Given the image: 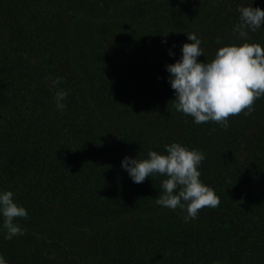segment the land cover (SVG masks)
Masks as SVG:
<instances>
[{
	"label": "trees",
	"instance_id": "obj_1",
	"mask_svg": "<svg viewBox=\"0 0 264 264\" xmlns=\"http://www.w3.org/2000/svg\"><path fill=\"white\" fill-rule=\"evenodd\" d=\"M241 4L264 9V0H0V190L28 213L11 240L0 217L6 264H264V96L227 129L196 124L176 111L165 69L188 33L202 41L201 62L245 42L233 32ZM117 23L171 36L134 51ZM247 42L264 46V26ZM172 142L205 154L199 179L220 199L187 223L156 203L166 176L137 184L121 168L124 156L146 159ZM52 225L84 231V250L37 231Z\"/></svg>",
	"mask_w": 264,
	"mask_h": 264
},
{
	"label": "clouds",
	"instance_id": "obj_2",
	"mask_svg": "<svg viewBox=\"0 0 264 264\" xmlns=\"http://www.w3.org/2000/svg\"><path fill=\"white\" fill-rule=\"evenodd\" d=\"M252 4H241L236 9L239 23L234 25L233 32L245 42L222 46L210 62H201L198 57L204 55L202 41L195 33H188L190 42L180 46L179 59L165 65L169 73L167 82L174 90L176 111L192 116L196 124L211 121L227 129L229 116L242 111L249 115L254 110L255 100L264 96V46L247 42L249 33L264 26V9ZM168 54L175 56L171 49ZM61 79H54L53 86L59 85ZM67 96L65 89L55 92L58 110L66 108ZM164 147V153L149 150L146 159L126 155L121 160V168L137 184L153 175L166 176L161 181L162 191L156 203L173 211L179 209L185 223L195 219L202 208L217 207L219 197L199 179V165L205 154L178 142ZM27 216L25 207L14 200L13 191L0 190V217L6 240L23 235V229L14 220ZM0 264H6L3 256H0Z\"/></svg>",
	"mask_w": 264,
	"mask_h": 264
},
{
	"label": "rangeland",
	"instance_id": "obj_3",
	"mask_svg": "<svg viewBox=\"0 0 264 264\" xmlns=\"http://www.w3.org/2000/svg\"><path fill=\"white\" fill-rule=\"evenodd\" d=\"M118 23L114 26L116 27V36L119 37L123 41H127V43L131 44V47L134 51L146 50L148 47H154L159 44L162 40L171 36L170 33L167 32H148L145 29L130 27L126 23H122L118 26ZM39 232L50 233L56 236L58 239L63 240L64 243H69L70 241H76L78 246L81 247V244L86 236L84 231H78L69 226L64 225H52L51 227H41L37 228ZM84 250V249H83ZM80 252L81 250L78 249ZM82 252V251H81ZM83 255V252L81 253Z\"/></svg>",
	"mask_w": 264,
	"mask_h": 264
}]
</instances>
